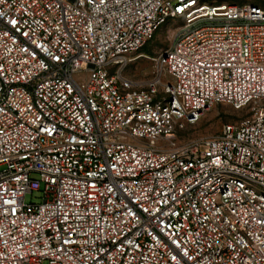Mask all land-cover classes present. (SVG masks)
Here are the masks:
<instances>
[{"label":"built area","instance_id":"2783aa9c","mask_svg":"<svg viewBox=\"0 0 264 264\" xmlns=\"http://www.w3.org/2000/svg\"><path fill=\"white\" fill-rule=\"evenodd\" d=\"M262 102L259 6L0 0V264H264ZM217 105L251 115L180 144Z\"/></svg>","mask_w":264,"mask_h":264},{"label":"rangeland","instance_id":"374dc122","mask_svg":"<svg viewBox=\"0 0 264 264\" xmlns=\"http://www.w3.org/2000/svg\"><path fill=\"white\" fill-rule=\"evenodd\" d=\"M220 3L234 5H256L264 8V0H217ZM177 23H170L163 27L156 37L144 48L132 56L133 61L125 71L126 77L133 81L147 82L155 71V59L169 47L175 33ZM167 79V78H166ZM260 107L264 102L259 103ZM251 115L250 109L237 111L229 105H217L205 110L199 121L193 125H185L183 129L176 132V139L180 144L193 143L202 139L214 138L218 136L224 125L238 123ZM39 193L28 194L26 201H39Z\"/></svg>","mask_w":264,"mask_h":264},{"label":"trees","instance_id":"16d2710c","mask_svg":"<svg viewBox=\"0 0 264 264\" xmlns=\"http://www.w3.org/2000/svg\"><path fill=\"white\" fill-rule=\"evenodd\" d=\"M144 50V49H143Z\"/></svg>","mask_w":264,"mask_h":264}]
</instances>
